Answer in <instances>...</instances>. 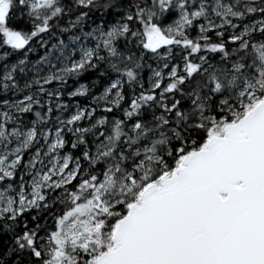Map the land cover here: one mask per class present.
I'll return each mask as SVG.
<instances>
[{
  "label": "snow or ice",
  "instance_id": "snow-or-ice-1",
  "mask_svg": "<svg viewBox=\"0 0 264 264\" xmlns=\"http://www.w3.org/2000/svg\"><path fill=\"white\" fill-rule=\"evenodd\" d=\"M0 264H264V0H0Z\"/></svg>",
  "mask_w": 264,
  "mask_h": 264
}]
</instances>
